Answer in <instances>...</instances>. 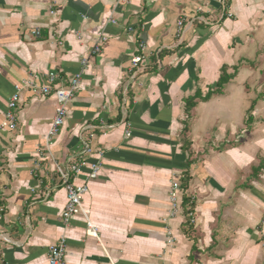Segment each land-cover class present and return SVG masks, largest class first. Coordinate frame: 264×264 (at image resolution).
Segmentation results:
<instances>
[{
  "label": "crops",
  "instance_id": "0c3cea01",
  "mask_svg": "<svg viewBox=\"0 0 264 264\" xmlns=\"http://www.w3.org/2000/svg\"><path fill=\"white\" fill-rule=\"evenodd\" d=\"M100 33L50 154L53 95L23 90L16 129L2 126L16 86L51 72L67 86ZM223 68L222 92L187 112ZM68 158L84 162L75 185L101 163L83 201L97 238L61 221ZM187 169L192 228L168 219ZM61 237L65 264H264V0H0V264H48Z\"/></svg>",
  "mask_w": 264,
  "mask_h": 264
},
{
  "label": "built area",
  "instance_id": "2783aa9c",
  "mask_svg": "<svg viewBox=\"0 0 264 264\" xmlns=\"http://www.w3.org/2000/svg\"><path fill=\"white\" fill-rule=\"evenodd\" d=\"M221 8L226 11L227 0H219ZM230 16V15H228ZM112 21V20H111ZM182 26L183 20L180 19L177 22V35L182 36ZM37 34V32H34ZM107 42L106 35L103 33L98 34V38L94 42L89 54L83 58L81 62L82 69L80 73L76 74L74 78L68 83L67 86L58 87L57 89H52L54 83L60 79L57 73L47 74V83L44 85H38L37 80L32 78L31 80H24L20 85L15 87L14 93L11 95L7 111L5 114V121L3 127H7L11 130H15L17 127V109L20 103V94L23 90H30L34 93H39L43 96L53 95L57 102V107L55 109L54 116L49 125V129L45 136V152L50 154L51 147L54 143V138L58 135L59 130L64 126L65 120L68 113V108L73 100L78 87L81 83L82 75L88 70L90 59L100 54L102 47ZM145 59V47L143 44L140 45L138 53L131 59V69H139V65ZM134 78V75L133 77ZM130 128V124H127V129ZM129 136V133H126ZM86 154L90 152L88 146H86ZM100 155V154H99ZM102 156V154H101ZM83 160H75L73 158H68L63 164L59 162H54V172L58 174L63 182L66 190V204L61 213V221L66 226L69 225L76 218H83L86 223L87 234L91 237L97 238L96 228L92 225L89 220L88 212L83 206L84 197L88 192V183L97 179L100 172V161L92 164L89 173L86 178V182L82 185H75L71 180L75 178L83 167ZM192 207H185L181 200V189L179 184H173L169 191V211L168 219H173L180 214L186 213V218L190 224H195L194 213L192 212ZM175 239L170 231L167 229L166 232V243L168 245H173ZM66 255V239L61 237L58 243L49 249L47 255L48 264H65Z\"/></svg>",
  "mask_w": 264,
  "mask_h": 264
},
{
  "label": "trees",
  "instance_id": "16d2710c",
  "mask_svg": "<svg viewBox=\"0 0 264 264\" xmlns=\"http://www.w3.org/2000/svg\"><path fill=\"white\" fill-rule=\"evenodd\" d=\"M233 78V75H229L226 72V69L223 68L221 70V75L220 78L218 80V82L215 85V89L212 90V88L209 89V91L207 92V94L203 97L199 91L197 90L195 95L192 98H188L185 101V109L187 112H189L191 109H193L196 106V99H200L202 101H208L211 96L213 94H220L222 92L223 87ZM186 132V131H185ZM185 145H187V148L185 149V151H188L189 149V144L188 142H185ZM190 152H188L189 154ZM193 160H190V154L188 155V159H187V165L186 167L189 168L190 165L192 164ZM190 181V175H189V170L187 169L186 171L183 172L181 178H180V188L182 191H186V189L188 188V183ZM181 200L182 203L184 204L185 207L188 206H193L192 205V201L190 198L184 196V194L181 195ZM194 207V206H193ZM186 213V212H185ZM195 248L193 247V250Z\"/></svg>",
  "mask_w": 264,
  "mask_h": 264
},
{
  "label": "rangeland",
  "instance_id": "374dc122",
  "mask_svg": "<svg viewBox=\"0 0 264 264\" xmlns=\"http://www.w3.org/2000/svg\"><path fill=\"white\" fill-rule=\"evenodd\" d=\"M192 212H193V210H192ZM186 213H184V215H186ZM186 221H187V226L190 227V228H192L195 225V224H190L189 221H188V218H186Z\"/></svg>",
  "mask_w": 264,
  "mask_h": 264
}]
</instances>
